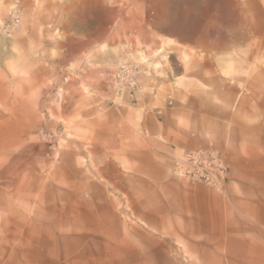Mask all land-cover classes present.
Here are the masks:
<instances>
[{
    "label": "rangeland",
    "instance_id": "obj_1",
    "mask_svg": "<svg viewBox=\"0 0 264 264\" xmlns=\"http://www.w3.org/2000/svg\"><path fill=\"white\" fill-rule=\"evenodd\" d=\"M13 10L18 22L5 30ZM176 36L238 42L229 54L241 57L245 76L256 56L264 132V0H0V264L98 262L106 241L126 247L119 232L151 236L139 221L149 194L142 184L156 187L149 170L164 160L142 128L141 97L172 87L162 81L180 71L175 49L184 59L204 55L184 52ZM121 64L140 72L133 99L126 78L118 91ZM127 174L132 196L111 183L126 184ZM100 213L108 216L94 233L87 219ZM138 236L135 255L157 263V242ZM177 245L182 253L169 252L167 262H200Z\"/></svg>",
    "mask_w": 264,
    "mask_h": 264
},
{
    "label": "crops",
    "instance_id": "obj_2",
    "mask_svg": "<svg viewBox=\"0 0 264 264\" xmlns=\"http://www.w3.org/2000/svg\"><path fill=\"white\" fill-rule=\"evenodd\" d=\"M175 41L184 52L200 51L204 55L184 59L182 49H175L180 71L172 81L170 77L162 81L172 87L164 92L147 89V96L141 97L142 128L159 145L164 160L163 166L149 170L158 180L156 187L152 183L142 184L149 194L143 203L146 212H139V221L154 232L145 228L151 236L132 231L126 238L119 232L118 238L124 239L126 247L112 246L106 241L98 248L101 261L87 264H150L142 261L144 257L139 258L142 253L137 251L135 255V234L157 242L154 254L158 261L152 264H184L167 262L169 252L182 253L178 240L185 243L189 254L200 259L199 263L185 264H264L261 67L257 71L256 56L251 55L248 63L254 66H250L248 76L243 75L238 60L241 57L229 54L231 47L240 46L238 42L197 36H176ZM167 71L164 73L168 74ZM209 144L223 152L229 167V179L222 193L200 185L187 187L170 173L175 157ZM125 154L130 158L133 147L127 145ZM111 183L128 196L136 189L132 174H127L124 185ZM99 188L109 205L104 188ZM107 216L100 213L99 220L87 219L88 223L93 222L94 233ZM82 231L85 230L78 232Z\"/></svg>",
    "mask_w": 264,
    "mask_h": 264
},
{
    "label": "built area",
    "instance_id": "obj_3",
    "mask_svg": "<svg viewBox=\"0 0 264 264\" xmlns=\"http://www.w3.org/2000/svg\"><path fill=\"white\" fill-rule=\"evenodd\" d=\"M17 22L16 10H13L3 27L5 30H11L16 26ZM139 74L140 72L136 66L121 64L116 72L118 91L123 92L124 86L121 80L126 78L125 88L127 89L128 97L133 99ZM172 173L187 182L204 183L219 192H223L229 179V167L223 153L213 144H209L205 148L182 152L172 161Z\"/></svg>",
    "mask_w": 264,
    "mask_h": 264
},
{
    "label": "bare ground",
    "instance_id": "obj_4",
    "mask_svg": "<svg viewBox=\"0 0 264 264\" xmlns=\"http://www.w3.org/2000/svg\"><path fill=\"white\" fill-rule=\"evenodd\" d=\"M14 144V143H13ZM17 147V146H16ZM14 162V161H13ZM10 165V164H9ZM13 170L15 171V167H13ZM12 170V171H13ZM16 180H17V175L16 172L13 173V177H12V181H11V185H12V190L16 189L15 187L17 186L16 184Z\"/></svg>",
    "mask_w": 264,
    "mask_h": 264
}]
</instances>
